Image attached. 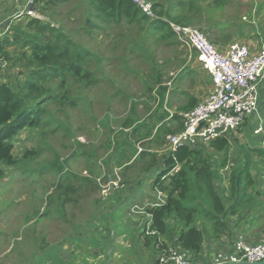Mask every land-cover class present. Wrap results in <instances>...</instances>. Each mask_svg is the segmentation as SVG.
<instances>
[{
  "label": "rangeland",
  "instance_id": "obj_1",
  "mask_svg": "<svg viewBox=\"0 0 264 264\" xmlns=\"http://www.w3.org/2000/svg\"><path fill=\"white\" fill-rule=\"evenodd\" d=\"M239 2L240 7L236 4L225 7V13L232 16L243 13L245 18L242 21L250 24L251 29L244 28L240 42L246 43L254 32L262 42L264 0ZM75 4L76 0L65 3L59 10L64 13L61 14L63 18L60 15L54 18L62 22L78 43L96 55L90 56H93L92 68L100 79L92 88L78 86V95L83 99L78 100L77 107L68 106L61 111L56 105L50 106L62 126L46 132L41 128H24L14 137L16 155L22 157L28 149L36 152L27 164L8 169L6 177L0 179V264H107V246L102 243L104 239L99 233L103 235L107 231L102 218L111 209L115 198L110 196L114 188L121 185L115 180L105 182L104 175L99 176L100 171L107 168L105 161L110 155L109 162L112 163L121 151L129 155L148 146L157 149L151 143L156 134L154 129H144L138 137L131 135L135 134L133 129L143 124L156 108L167 106L171 112L170 99L167 102L169 89L174 87L182 71H188L195 64L200 68L196 51L180 41L175 32L171 34L169 29L154 25L151 29H141L135 24L127 27L113 24L108 26L109 32L92 27L91 32H86L83 28L85 13L79 2L78 8L74 7ZM24 15L17 22L24 24L27 18L34 16ZM43 18L46 19L45 16ZM252 42L254 39L247 43L252 52L263 49L264 44L259 46L260 43ZM8 50L16 54L17 48L12 45ZM7 64L5 62L4 65L6 74L16 73ZM6 74L2 75L3 79L7 78ZM186 88L193 90L189 85ZM131 116L134 122L126 127L125 119ZM244 125V129L242 126L229 134L228 153L208 148L211 141H199L196 147L206 148L207 158L212 160L213 166L219 167L217 163H222L225 156V160L232 158L244 147L241 141L236 142L237 138L248 134L246 123ZM166 128L160 125L157 135L162 136L160 131ZM257 129L253 133L264 134L261 126ZM56 156L60 157L64 171L91 176L99 185L101 183L102 188L86 197L83 193L77 201L66 202L64 213L48 199L53 183L57 181V174L49 172L52 169L50 163H55ZM253 158V162H257L252 166L255 172L263 158L256 160V155ZM26 167H31V174L24 172ZM38 168L42 169L41 173L35 171ZM121 169V166L115 168L120 181L123 178ZM105 185L109 187L107 193L103 191ZM106 234L109 235L108 232ZM246 242L249 243L247 239ZM96 252L101 257L94 256Z\"/></svg>",
  "mask_w": 264,
  "mask_h": 264
},
{
  "label": "trees",
  "instance_id": "obj_2",
  "mask_svg": "<svg viewBox=\"0 0 264 264\" xmlns=\"http://www.w3.org/2000/svg\"><path fill=\"white\" fill-rule=\"evenodd\" d=\"M70 1L34 0L33 10L39 15L36 13L35 16L27 18L25 25L17 22L19 20L13 21L10 31L0 37V179L6 177L8 169H17L21 164H27L34 158L36 150L33 149L25 150L22 157L15 154L13 139L19 131L24 128H41L46 132L62 126L63 123L60 124V118H57L50 106L56 105L61 111L68 106L77 107L78 100L83 99V96L78 95V86L92 88L100 79L92 68L93 56L90 55H94L93 52L78 43L63 27L62 22L54 18L56 15L62 17L61 14L64 13H60L59 10ZM148 1L151 2L155 14L157 13L156 18H149L143 14L132 0H76L77 4L74 7H79L78 2L82 9L87 7L83 27L86 32H91L92 27L108 30V26L113 24L119 26L123 22L126 26L131 24L141 26L150 20V25L169 29L171 34H174L169 23L171 22L201 29L207 38L222 50L221 44L232 36L217 29L224 16H227L225 7L233 4H236V7L241 6L240 0ZM244 28L241 23L240 34L244 32ZM12 45L17 48L16 54H11L8 50ZM5 62L8 63V68L15 69L16 73L6 74ZM5 74L7 78L3 79L2 75ZM189 101V107L174 113L168 120V127L160 131L162 136L155 135L151 142L156 143L157 148H164V153L153 151L152 146L142 148L136 160L123 166L125 176L123 175L124 179L119 181L122 186L131 182V177L127 173L132 171L136 173L134 178L136 182L164 163L165 170L155 177L153 184L156 190L166 194L165 202L147 209L152 221L150 230L155 231L152 236L154 239L147 237V241L156 249L157 264H167L160 260L165 248H177L188 254L191 259L200 254L205 236L208 234V227L196 224L200 214L211 221L213 232L220 234L226 230L227 222L224 218L232 214V210L239 202L244 201L245 196L248 197V187L253 184L250 166L255 162L252 154L255 153L256 159L263 158L262 163L264 162L262 150L244 146L242 167H239L238 171L221 174L214 170L215 166L207 158L206 148H191L188 145L170 147L165 137L181 132L186 126L185 113L198 105L197 99L193 96H189ZM156 113L158 110L138 128H134L132 133L149 127L156 129V133L159 132V128L151 126V118ZM133 122L131 116L125 119L124 124L129 127ZM65 128L69 130L68 126ZM230 135L224 134L211 140L208 148L228 153ZM131 146L133 147V142ZM111 157L110 155L105 161L107 167H110ZM227 161L220 166H226ZM50 165L52 169L49 172L57 174V181L53 183L48 199L49 203H56L61 213H64L66 202L77 201L83 193L85 194L83 197H86L102 190L101 183L99 185L91 176H80L70 170L64 171L59 156H56L55 163L51 162ZM237 166L239 165L234 167ZM38 169L35 171L41 173L42 169ZM24 172L31 174V167H26ZM225 177L230 178L229 191L233 192L235 206L231 208H226L227 188H223L221 182L217 185V182ZM104 181L109 183L108 173L104 175Z\"/></svg>",
  "mask_w": 264,
  "mask_h": 264
},
{
  "label": "crops",
  "instance_id": "obj_3",
  "mask_svg": "<svg viewBox=\"0 0 264 264\" xmlns=\"http://www.w3.org/2000/svg\"><path fill=\"white\" fill-rule=\"evenodd\" d=\"M28 1L29 0H0V37L10 30L13 21L15 22L22 17H19V15L27 9ZM33 4L34 3L30 6L32 9L35 8ZM83 12L87 14V7L83 8ZM227 16H229V18H227ZM227 16H224L221 24L217 26L219 31H223L225 34L230 33L232 35L221 44L223 46L222 50H227L228 46L234 42H240L239 39L243 37L242 34L244 33H239L241 23L246 29H251L250 24L242 21V18H245L243 13H237L233 16L230 13H227ZM14 18L16 19L13 20ZM145 22V25H139L137 28L142 29L147 27V29H151L153 25H150V20ZM123 26H126L125 22L119 25V27ZM236 28L238 30H236ZM107 32L109 31L107 30ZM251 39H254L255 41L252 43H260L259 46L264 44V40L259 42V38L256 36L255 32ZM251 39L247 40L246 44H249ZM199 64L200 68H197V65L195 64V66L190 67L188 71H182L176 79L174 87L169 89L167 95V102L168 99H170L169 106L172 110L169 112L167 106H162V109L156 108L155 112L158 110V113L151 118L152 127L159 128L160 125H169L168 120H170L174 113H178L183 108L189 107V96H193L194 99H197L196 104L201 103L209 97L214 87L212 75L202 66L201 63ZM200 72H202L201 76H199ZM185 73H187V75ZM187 85L191 86L193 90L186 88ZM148 118H150V116L147 117V119ZM246 125L248 134L244 135L243 138L240 136L236 139V142L240 143L241 141L242 145L245 147L257 148L264 152V134L253 133L255 132L254 130L260 126L264 129V80L261 82L258 110L246 119ZM244 126L242 129H244ZM171 128L172 130L174 129V124H172ZM143 132L144 131H141L140 133L137 132L134 136H141V133L143 134ZM155 135H157V133ZM131 142H133L132 139ZM155 145L156 143L154 146ZM152 150L159 152V154L164 153V148H157L156 150L152 148ZM166 151L168 152V148H166ZM140 152L141 151H133L129 155H124V151H121L117 155V159H113L112 163H110V167L100 171L99 176L108 173L109 180L120 181V177L116 174L117 171H115V168L121 166V176L123 177V180L125 176L123 170L125 164L123 161L129 158L128 163L130 164L137 159ZM242 154V150H239L234 157L231 158L230 156L227 159L226 167H222L220 164H224V161H226L225 156L222 160L223 162L217 163L219 167L215 166L214 170H218L221 174L226 172L231 173L233 170L238 171L240 169L239 167H242ZM252 155L254 157L255 153ZM122 157L124 158L123 160ZM210 162L213 164L212 160H210ZM258 163L259 165L255 172L252 170V166L254 167L257 162L250 166L253 184L248 187V197L245 196L244 201L239 202L237 207L232 210V214H229L224 218L227 222L226 230L217 234L218 232L212 231L210 220L203 217L202 214H200V217L198 216L196 224L200 227H208V234L205 236L203 250L200 254L195 255V259H191L194 264H212L217 255L222 253H233L235 251V244L241 236L246 238L251 244H256L264 240V162L262 163V161H260ZM235 165L239 166L235 168ZM225 169L228 170L225 171ZM164 170V163H161L136 182L134 181L136 173L129 171L127 174L131 177V182L124 184L123 186L121 185V187L114 188L115 190L110 197L113 196L115 199H113L109 213L102 218V223H104L105 230L107 231L103 233L104 236L99 233L100 237L104 239H101V241L103 240L102 243L107 246V264H157L156 249L147 241L148 238H153L152 236H154L153 233L147 232L149 219L151 220V216H149L150 214L147 212V209L154 206L156 201L160 198V194L158 190H156L153 182L155 177L158 174H161ZM221 179L222 181H218L217 185L221 182L220 185L223 188H227V190H225V195L227 197L226 208H231L235 205L233 204V192L229 191L230 178L225 177ZM161 196L165 198L166 194H162ZM107 219H109V221H106ZM106 232H108L109 235H107ZM95 255L101 257L99 252H96L94 256Z\"/></svg>",
  "mask_w": 264,
  "mask_h": 264
},
{
  "label": "built area",
  "instance_id": "obj_4",
  "mask_svg": "<svg viewBox=\"0 0 264 264\" xmlns=\"http://www.w3.org/2000/svg\"><path fill=\"white\" fill-rule=\"evenodd\" d=\"M132 1L142 13L156 18L151 2ZM33 2L34 0L28 1L27 9L19 17L24 14L36 15L30 8ZM169 23L180 41L196 51L199 62L210 72L214 83L209 97L185 113V128L181 132L167 136L170 147L188 145L194 148L201 140L210 141L235 132L248 116L258 110L260 87L264 80V47L254 53L248 44L234 42L227 50H221L201 29ZM103 191L107 193L109 187L106 186ZM158 192L160 198L154 205L165 202L166 197L161 196L164 193L160 190ZM151 223L149 219L147 232L154 234L155 231L150 230ZM160 260L170 264H194L188 254L173 247L163 249ZM237 260H264V240L250 244L241 236L235 244V251L231 254L217 255L214 264Z\"/></svg>",
  "mask_w": 264,
  "mask_h": 264
},
{
  "label": "water",
  "instance_id": "obj_5",
  "mask_svg": "<svg viewBox=\"0 0 264 264\" xmlns=\"http://www.w3.org/2000/svg\"><path fill=\"white\" fill-rule=\"evenodd\" d=\"M214 264V263H212ZM219 264H264V260L260 261H249V260H237V261H225Z\"/></svg>",
  "mask_w": 264,
  "mask_h": 264
}]
</instances>
